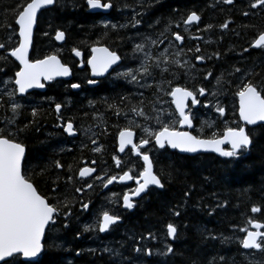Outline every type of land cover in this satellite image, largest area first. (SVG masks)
I'll list each match as a JSON object with an SVG mask.
<instances>
[{"label":"snow or ice","instance_id":"1","mask_svg":"<svg viewBox=\"0 0 264 264\" xmlns=\"http://www.w3.org/2000/svg\"><path fill=\"white\" fill-rule=\"evenodd\" d=\"M143 4L144 0H140ZM151 6V0H148ZM59 4V0H24L23 3L11 8L12 21L7 19L8 12L0 19V32L5 35L0 39V264H40L39 257L45 251L46 233H57L62 229L71 226V219L74 210L79 204L81 211L87 212L91 200L85 202L82 197L88 189L94 187L88 181L91 177L94 181H100L103 188L107 189L114 183L124 184L134 181L136 187L125 192L122 196L123 207L129 211L133 210L138 202L135 198H142L152 187L163 189L162 175L154 171L153 158L150 155L149 146L153 148L178 149L181 153L195 154L201 151L216 152L222 157L239 158L251 150L254 144L253 132L256 128L226 127L222 135L213 134L212 138H201L192 135L188 131L176 129L192 128L197 120L199 109L214 111L220 118L226 116V105L229 96L238 98L239 120L245 126L259 125L264 129V64L260 72L252 68L244 69L233 65L220 73L208 71L205 65L211 61H219L221 53L213 51L207 55L199 54L202 48L199 44L195 47L185 46V35L179 29L188 33L192 40H203L200 35H192L191 28L195 27L196 32H211L217 27L207 24L200 27L202 22L201 14L197 11H190L179 20H168L158 32L137 31L133 36L122 38L119 36L121 29L131 27L139 29L143 12L137 11L132 5L126 2L121 5L120 0H86L90 10L122 11L125 8L132 9L130 23L116 24L104 22L102 38L105 42L111 40L115 45L125 44V39L130 45L128 50L120 54L108 46H92V56L87 60L91 68V77L112 78L115 81H123L127 88L111 96H104L100 101L89 100L88 107L97 111V104L104 107V113L94 116L96 120L93 131L89 126L85 130L91 144L96 145L92 149L94 153H102V144L99 143V136L107 133V126L112 117H115L113 126L123 122L124 126L118 132V153L124 154L126 149L143 161L142 171L133 175V170H124L122 156L113 155L112 160L115 167L121 169V173L110 174L103 171L101 174L97 167L84 166L79 168L78 176L73 174V165H67L66 185H75L79 180L82 186L74 188L75 193L80 197H69L64 193L67 188L61 189L59 195L61 176L58 174L51 179L50 190L55 199L42 194L36 182L38 175H44L48 169L40 172L35 169L23 168L26 147L21 142V136L27 135L33 129L39 131L38 117L41 115L39 106L28 103V97L32 95L30 90L45 88V82H52L57 77L70 76V67L63 63L56 54L46 55L43 58L32 59L30 50L34 46V29L38 24V13L42 9L50 10ZM210 7L229 6V11H237L243 17L264 16V0H213ZM234 21L226 19L218 27L223 33L230 30ZM244 28H254L252 24H242ZM234 31V29H231ZM115 33V38H113ZM48 36V32L43 33ZM222 39V36H221ZM55 40L63 42L65 32L57 30ZM100 40L96 41L99 45ZM205 43H211L205 40ZM251 48L264 51V29L251 42ZM72 52L80 57L81 51L73 47ZM249 52L244 48L240 55ZM226 55V54H225ZM199 65V67H198ZM11 73V75H10ZM215 82L214 87L209 89L204 82ZM98 79L89 78L88 85H98ZM72 89L81 88L80 83H71ZM170 97V99H169ZM203 98V99H202ZM223 98V99H222ZM174 105V109L171 107ZM64 105L56 102L54 111L58 123L55 127L62 128L69 137L77 136V129L74 126V118L65 117L62 113ZM30 109V111H28ZM26 112L32 117L24 120ZM88 113H84L87 116ZM212 126L211 122H205ZM136 129H140L143 135L136 140ZM95 137V138H94ZM230 145L231 150H224L222 145ZM71 151V149H68ZM92 165L98 161L93 159ZM107 163L106 161L104 162ZM56 169H63L65 166L60 161H55ZM195 185H192L184 192L185 203L191 197ZM116 194L113 193V196ZM111 203V201H109ZM180 205L171 209L176 217L182 215ZM208 208V215H212L216 208L227 207V201H218L215 207ZM251 213L264 212V205L253 204ZM121 217L117 214H110L103 210L98 218L82 226L83 233L97 232L109 233L113 226H118ZM187 227V225H185ZM233 233L239 231L244 236L235 235L219 236L208 232L204 239H220L221 243L238 241L243 250H249L243 254L248 264H264V221L248 217L245 226H232ZM81 232L76 233L79 239ZM133 240L132 250L139 257H163L167 258L176 255L172 244L167 240L179 239L178 226L174 223L167 224L166 240L161 248H153L159 237L152 231L136 236L128 237ZM58 246V245H54ZM120 247H124L121 242ZM84 250L76 252L81 255ZM89 253H96L97 249L87 250ZM101 251L108 253L110 257L119 259L120 264H146L144 259L132 261L125 257L119 249L104 247ZM249 254L253 257L249 259ZM259 254L260 259L255 258ZM223 256L212 257L208 264H219L223 262ZM193 264H196L194 261Z\"/></svg>","mask_w":264,"mask_h":264},{"label":"trees","instance_id":"2","mask_svg":"<svg viewBox=\"0 0 264 264\" xmlns=\"http://www.w3.org/2000/svg\"><path fill=\"white\" fill-rule=\"evenodd\" d=\"M23 2L24 0H0V19L4 18V13L7 11V19L11 22L12 13L9 10ZM125 2L144 14L142 17H137L141 20L139 29L131 27L121 29L120 37L133 36L138 30L158 32L168 20H179L181 16L195 10L202 16L201 28L207 24L217 27L211 32L200 33L192 27L190 30L192 35L198 34L204 37L199 41L190 40L189 34L183 33V25L173 30L185 35L186 47H195L199 44L202 48L199 54L207 55L213 51L221 53L219 61H211L205 65L206 70L220 73L231 69L233 65L244 69L255 65V71H261L259 65L264 64V51L252 50L250 46L258 32L264 29V16L243 17L237 11H229V6H223L225 10L221 11L220 6L215 8L209 6L213 0H151V6L148 0H144L143 4L140 0H120L121 5ZM85 3L86 0H59L58 5L38 15V24L34 31V46L30 54L32 59L56 54L63 63L74 67L76 63L70 56L73 47L81 51L84 56L89 54L92 46H108L120 54L128 50L130 45L126 39L125 44L119 46V41L115 45L111 40L105 42L101 34L104 22L111 20L109 23H130L132 9L125 8L122 11L113 9L109 14L101 16L88 13ZM228 18H231L234 23L230 25V30L222 33L218 26ZM242 24H252L255 27L244 28L241 27ZM57 30L65 32V40L60 46L53 41ZM44 32H48L49 35L45 36ZM4 35L0 32V39ZM115 35L113 33V38ZM97 40L101 41L99 45L96 44ZM205 40H210L211 43H205ZM246 47L249 48V52L241 56L240 53ZM78 77H72L66 83L55 82L48 85L44 93L33 92L28 99L30 105L39 106L41 115L38 117L39 131L33 129L27 135L21 136V142L26 147L22 166L28 170L35 169L36 172L44 168L48 169L44 175L36 177V182L41 193L52 199H55V195L50 190L49 184L58 174L61 176V181L56 195L60 194L61 189L67 188L65 195L80 197V194L74 191L76 186H82L79 180L75 185H66L64 182L69 164L73 165L74 176H77L83 164L89 165L93 159L98 161L95 165L98 171L103 167L110 174H116L112 156L116 155V136L124 124L121 122L118 126H113L115 117H112L107 126V133L98 138L103 146L102 153H94L92 149L96 145L91 144L88 138L91 133L85 135V130L91 126L93 131H99L95 128L94 116L104 113V107L98 103L97 111L94 112L88 107V102L89 100L100 101L102 97L111 96L128 86L124 85L123 81H115L109 77L102 80L97 87L88 88L82 83L86 81V78L88 79L87 71H82ZM209 80L212 81V78ZM71 83H80L81 88L78 91H72ZM204 83L209 89L215 84L214 81ZM56 102L64 105L62 113L65 120L74 118V126L79 134L76 139L67 138L62 128L55 127L58 123L54 111ZM84 113L88 115L84 116ZM198 118L199 120L194 122L196 127L200 125L201 130H195L193 134L202 138H212L214 133L222 135L226 127H238L237 98L229 96L224 118L206 109H199ZM30 119L32 117L26 112L24 120ZM205 122H211L212 126H207ZM255 128L253 147L239 158L221 159L213 155L188 157L175 152L170 153L168 150L155 151L152 155L154 171L162 175L165 187L161 190L151 189L137 203L132 212H124L123 217L121 216V224L103 236L97 232L83 233L82 226L95 221L94 215H99V211L107 205L105 201L112 203L114 196L100 194L103 202L96 204V199L100 196L93 190H87L82 199L85 202L91 200L89 211H81L77 204L70 228L62 229L57 233H46L45 251L38 258L40 264H120L119 259H114L108 253L101 251L104 247L119 249L132 261L144 259L146 264H193L194 261L196 264H208L210 258L217 256L225 258L219 264H248L243 255L248 252L241 249L238 241L221 243L220 239L205 240L204 236L211 232L217 236L223 234L242 238L244 233L238 230L233 233L232 226H245L248 217L264 221V212L253 214L250 211L253 204L264 205V129L260 126ZM136 132L139 133L140 129H136ZM78 142H80L79 145H77ZM57 160L65 168L56 169L55 161ZM123 161L122 167L127 166L125 158ZM139 166L141 167L140 162L137 161V167ZM192 185H195V189L185 203L184 192ZM218 201H227V207L216 208L211 216L208 215V208L205 206L214 208ZM177 205L181 206L180 217L174 216L171 211ZM119 210L121 208L118 207ZM108 211L111 214L114 213L110 206ZM168 223L178 226L179 239L167 240V243L172 244L176 255L167 258H138L132 250L134 241L129 240L128 237L132 234L139 236L152 231L159 239L151 246L161 248L166 240V224ZM78 231L82 233L79 239L76 238ZM94 242L98 246H94ZM121 242H124L123 248L120 247ZM91 248L97 249V252L89 253L87 250ZM80 250H84L83 253L76 255V252ZM251 258L253 257L249 254V259ZM255 258L260 259L259 254Z\"/></svg>","mask_w":264,"mask_h":264},{"label":"flooded vegetation","instance_id":"3","mask_svg":"<svg viewBox=\"0 0 264 264\" xmlns=\"http://www.w3.org/2000/svg\"><path fill=\"white\" fill-rule=\"evenodd\" d=\"M97 15H101V16H105V15H107V14H97ZM72 56V55H71ZM86 58H88V56L87 55H85L84 56V54L82 53V64H84L85 65V63H86ZM73 59V58H72ZM73 61L76 63L75 64V66L73 67H70V69H71V73H72V77H77V78H79L78 76H80V73L82 72V71H87V74H88V70H87V68H86V66H84L83 68H77V62L73 59ZM74 62H73V65H74ZM88 79H89V75H88ZM87 78H86V81L85 82H82V83H84V85L86 86V87H88V88H93V87H97V85H95V86H89L88 84H87V80H88ZM104 79H106V78H100V79H98V80H100V81H102V80H104ZM55 82H58V81H55ZM55 82H51L50 84H47L46 86H45V88H44V91L43 92H38V93H44L45 92V90H46V87L48 86V85H51V84H53V83H55ZM59 82H63V83H66L65 81H59ZM58 82V83H59ZM80 89V88H79ZM79 89H77V90H73L71 87H70V90H72V91H78ZM31 93H33V92H31ZM30 97V96H29ZM29 97H28V99H29ZM29 103V102H28ZM198 120H199V118H197ZM201 122V121H200ZM202 123V122H201ZM195 130H201V127H200V125L199 126H197L196 127V124L194 125V129H193V131H195ZM192 131V132H193ZM64 133V132H63ZM141 135H143V133L141 132V130H140V132L139 133H137V136H136V140L138 141L139 140V138H140V136ZM79 136V134L77 133V136L75 137V138H69V139H76L77 137ZM68 138V137H67ZM79 140H80V138H79ZM81 141H83V140H81ZM80 141V142H81ZM80 142H78L77 143V145H79V143ZM116 146H117V140H116ZM149 148H150V155L152 156L154 153H155V151H160V150H158L157 148H153L152 147V145H150L149 146ZM117 155V154H116ZM123 157V156H122ZM139 159H141V158H138V157H136L135 155H133V154H131V153H126V155H125V161L127 162V166H123V169H125V170H129V168H133V170H134V173H133V175H136L139 171H140V169L137 167V161H139ZM91 162V161H90ZM84 163V162H83ZM115 168V173L117 174V173H121V169H118V168H116V167H114ZM105 168H101V170H100V172H101V174H103V171H105L104 170ZM88 181L89 182H92L93 183V185H94V187L92 188V189H88V190H93V191H95V194L97 193V195L98 196H100V194L102 195V194H105V195H107V196H109V195H111V194H113V193H117L114 197H113V202H116V204L115 203H110V202H108V201H105L106 203L108 202L109 203V206H113V205H116L115 206V210H114V213H112V214H117V215H119L120 217L122 216L123 217V212H125L124 210V208H123V201H122V196H123V194L125 193V192H128L130 189H134L135 187H136V185H135V183H134V181H129V182H126V183H124V184H117V185H113V186H111L110 188L108 187L107 189H105V188H103V186H102V183L100 182V181H94V180H92L91 179V177H89L88 178ZM117 190H116V189ZM106 191V192H105ZM98 192H100L99 194H98ZM148 194V193H147ZM146 194V195H147ZM120 195V196H119ZM144 197L142 196V198H140L138 201H134V202H140L142 199H143ZM99 199V200H98ZM98 199H96V204L97 203H101V202H103L102 201V199H101V196L98 198ZM105 203V204H106ZM118 207L119 208H121V210H119L118 211ZM101 211V210H100ZM99 211V212H100ZM128 212H130L129 210H128ZM99 215H100V213H99ZM98 214H95L94 215V217L97 219L98 218V216H99ZM114 229V228H113ZM108 234V233H107Z\"/></svg>","mask_w":264,"mask_h":264},{"label":"water","instance_id":"4","mask_svg":"<svg viewBox=\"0 0 264 264\" xmlns=\"http://www.w3.org/2000/svg\"><path fill=\"white\" fill-rule=\"evenodd\" d=\"M86 7L88 8V6H87V4H86ZM44 10H47V9H42L41 10V12L42 11H44ZM89 13H103V14H106V13H108L109 11H102V10H90L89 8H88V10H87ZM40 12V13H41ZM40 13H38V15L40 14ZM34 31H35V29H34ZM53 40L55 41V43L57 44V45H62L63 44V42H60V41H56L55 40V35H54V37H53ZM253 49H255V48H253ZM30 52H31V50H30ZM82 54V53H81ZM91 56H92V52H91V50H90V57H89V59L91 58ZM72 57L79 63L78 64V69L79 68H83L85 65L84 64H82V55L80 56V57H76L75 55H74V53L72 52ZM86 67L89 69V71H90V77H91V68H90V66L87 64V62H86ZM91 78H93V79H98V78H94V77H91ZM99 78H103V77H99ZM55 80H63V81H69V80H71V75L70 76H67V77H57ZM48 83H50V82H45V85L46 84H48ZM89 86H92V85H89ZM73 90H76V89H73ZM33 91H37V92H43L44 91V88L43 89H32V90H30V92H33ZM173 107H174V105H173ZM238 116H239V114H238ZM240 122H241V124H243L244 125V122L243 121H241L240 120ZM245 126V125H244ZM258 126V125H257ZM247 127H249V128H253V127H255V126H247ZM193 128V127H192ZM192 128H183V129H186L187 131H190ZM68 136V135H67ZM226 146H230V145H227V144H225ZM225 145H222V147H224ZM231 147V146H230ZM169 150H171V151H177L178 153H181L178 149H171L170 147H167ZM117 149H118V138H117ZM118 152V151H117ZM119 155H121L120 153H118ZM182 154H188V155H191V154H189V153H182ZM195 154H214V155H216V156H218V157H221V158H223L222 156H220L218 153H216V152H204V151H201V152H199V153H195ZM195 154H192V155H195ZM141 161H142V159H141ZM142 164H143V161H142ZM135 183V182H134ZM110 186V185H109ZM153 188H155V187H153ZM156 189H159V188H156ZM160 190V189H159ZM135 199H138V198H135Z\"/></svg>","mask_w":264,"mask_h":264},{"label":"bare ground","instance_id":"5","mask_svg":"<svg viewBox=\"0 0 264 264\" xmlns=\"http://www.w3.org/2000/svg\"><path fill=\"white\" fill-rule=\"evenodd\" d=\"M91 14H96V13H91ZM104 20H106V18H104ZM108 20V19H107ZM111 21V20H110ZM109 21V22H110ZM165 25V24H164ZM183 28V27H182ZM183 30V29H182ZM183 33H185V32H183ZM191 40V39H190ZM54 41V40H53ZM250 48H251V46H250ZM252 50H257V49H253V48H251ZM72 55V51H71V53H70V56ZM89 58H86V60H88ZM78 64V63H77ZM86 66V65H85ZM87 68V67H86ZM87 70H88V75H89V78H91L90 77V71H89V69L87 68ZM72 78V77H71ZM98 79H100V78H98ZM55 81H63V80H54V81H52V82H55ZM65 82H68V81H65ZM51 83V82H50ZM50 83H48V84H50ZM47 85V84H46ZM45 85V86H46ZM77 90V89H76ZM174 109V108H173ZM204 114V113H203ZM176 129L177 130H179V131H187V130H185V129H183V128H180V126L177 124L176 125ZM188 132H190L191 133V131H188ZM223 133V132H222ZM64 135L66 136V137H68V138H75V137H69V136H67V134L66 133H64ZM193 135V134H192ZM117 138H118V135L116 136V140H117ZM202 138V137H201ZM224 148V150H231V147L230 146H224L223 147ZM163 150H168L170 153H173V152H175V153H177L178 155H182V156H192V157H195V156H199V155H213V156H215V157H218V156H216V155H214V154H195V155H188V154H182V153H178L176 150L175 151H171V150H169L167 147H166V149H163ZM126 153H131L129 150H127L126 149V152L124 153V155H123V157L122 158H125V155H126ZM132 154V153H131ZM218 158H221V157H218ZM227 157H223V158H221V159H226ZM140 160L141 159H139V162H140ZM84 166H92V167H95V165H92V163L90 162V164L89 165H84L83 164V167ZM140 170H141V167L139 166L138 167ZM77 176H78V174H77ZM117 184H120V183H114L113 185H117ZM113 185H110L109 186V188L111 187V186H113ZM151 190V189H150ZM106 192V191H105ZM98 193H100V192H98ZM97 194V193H96ZM146 196V194H143V197H145ZM103 197H101V199H102ZM140 198H138V199H135L134 201H138ZM99 200V199H98ZM113 203H115L116 204V202H113ZM106 206H108L109 207V204H108V202H107V205ZM103 207L102 209H101V211H100V214L102 213V211L103 210H108V207ZM115 206L116 205H113V206H110V208H111V210L113 209V210H115ZM133 210H131L130 212H132ZM124 213V212H123ZM111 214V213H110ZM119 224H121V221H120V223ZM167 225V224H166ZM116 226H113V228H115ZM99 235H101V236H103V235H105V234H107V233H103V234H101V233H98ZM170 241H173V240H170ZM161 244V243H160ZM163 245V244H162ZM242 249V248H241ZM243 250V249H242ZM244 252H249V250H243ZM135 254V253H134Z\"/></svg>","mask_w":264,"mask_h":264},{"label":"rangeland","instance_id":"6","mask_svg":"<svg viewBox=\"0 0 264 264\" xmlns=\"http://www.w3.org/2000/svg\"><path fill=\"white\" fill-rule=\"evenodd\" d=\"M92 240H93V238H92ZM93 245H94V246H98V245L95 244V242L93 243Z\"/></svg>","mask_w":264,"mask_h":264}]
</instances>
